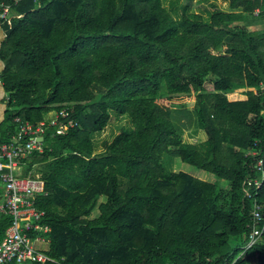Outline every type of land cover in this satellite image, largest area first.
Instances as JSON below:
<instances>
[{"label":"trees","instance_id":"trees-1","mask_svg":"<svg viewBox=\"0 0 264 264\" xmlns=\"http://www.w3.org/2000/svg\"><path fill=\"white\" fill-rule=\"evenodd\" d=\"M0 1L15 14L0 46L1 139L16 116L67 108L61 120L76 122L48 128L43 151L24 160L48 191L35 202L51 228L47 252L67 264H246L243 181L255 172L245 150L258 141L264 153V27L250 26L264 21V0L207 15L184 0L181 17L163 0ZM112 110L132 129L95 152ZM198 128L202 140L190 134ZM164 155L227 184L170 171ZM10 222L0 213V241ZM249 252L264 264V243Z\"/></svg>","mask_w":264,"mask_h":264},{"label":"built area","instance_id":"built-area-1","mask_svg":"<svg viewBox=\"0 0 264 264\" xmlns=\"http://www.w3.org/2000/svg\"><path fill=\"white\" fill-rule=\"evenodd\" d=\"M261 12L262 8H256V15ZM14 16L11 4L0 1V27L5 29L6 25H11ZM262 86L264 89V83ZM261 112L264 113V101ZM68 116L67 108L50 110L44 119L37 122L16 116L15 130L6 140L0 137V213L11 216L0 241V264H67L47 252L50 243L47 233L51 228L41 222L45 211L38 209L35 202L39 194H47L48 191L41 173L35 170V164L26 170L24 160L34 151H43L48 128L56 126L59 132H65L76 123L72 118L61 120ZM245 156L251 159V171L255 175H248L243 181L245 196L251 199L252 218L248 240L240 257L252 246L264 243V203L257 197L264 185V153L258 141L245 150ZM253 185L254 192L251 189ZM39 243H47L48 247L40 248L37 246Z\"/></svg>","mask_w":264,"mask_h":264},{"label":"rangeland","instance_id":"rangeland-1","mask_svg":"<svg viewBox=\"0 0 264 264\" xmlns=\"http://www.w3.org/2000/svg\"><path fill=\"white\" fill-rule=\"evenodd\" d=\"M165 6H167L170 11L176 16L181 17L183 11H184V0H163ZM214 6L224 7L223 0H195L193 4L190 6V10H196V11H202L206 15L209 14L211 11L214 10ZM264 25V21H256L253 22V24L250 27H262ZM207 85L210 86V82H207ZM112 118L111 122L108 123L107 126L102 130L103 134L99 137L94 136L93 134V141L95 143V152H100L103 150V142L105 140L111 141L115 135L119 133L121 130H127L130 131L132 128V122L128 119V117L124 114H121L120 112L112 111L111 113ZM190 134L196 136L199 140H202L205 135L203 130L196 129L194 131H190ZM163 163L166 166V168L170 171L175 170H184L187 171L195 176H200V178H205L206 180L211 181H218L221 184H227L225 180H221L218 177H216L214 174L203 170L198 169L189 163H186L182 161L179 157H170L167 155H164L163 157ZM206 174V177L203 175ZM103 199V197H102ZM40 248H46L48 247L47 243H39L37 244ZM243 252V249L240 250L239 255ZM242 258L246 259V264H257V256L256 254H253L249 252L248 254L242 255ZM16 264H25V263H16Z\"/></svg>","mask_w":264,"mask_h":264},{"label":"crops","instance_id":"crops-1","mask_svg":"<svg viewBox=\"0 0 264 264\" xmlns=\"http://www.w3.org/2000/svg\"><path fill=\"white\" fill-rule=\"evenodd\" d=\"M223 5H224V7H219V6L218 7L220 9L224 10V11L231 10L230 0H223ZM262 27H264V25ZM5 34H6L5 29L3 27H0V46H1V44H2V42L4 40V38H5ZM3 67H4V63L0 59V78H1V71H2ZM7 101H8V99H7V92L5 91L4 83L0 79V128H1V123L3 122V120L5 118V112H6V108H7ZM112 111H114V110H112ZM112 111H111V113H112ZM128 119L131 121V119L129 117H128ZM132 126H133V124H132ZM203 176L206 177V174L203 175ZM203 179H205V178H203Z\"/></svg>","mask_w":264,"mask_h":264},{"label":"water","instance_id":"water-1","mask_svg":"<svg viewBox=\"0 0 264 264\" xmlns=\"http://www.w3.org/2000/svg\"><path fill=\"white\" fill-rule=\"evenodd\" d=\"M40 139H41V140H43V139H44V136H43V135H41V136H40Z\"/></svg>","mask_w":264,"mask_h":264},{"label":"bare ground","instance_id":"bare-ground-1","mask_svg":"<svg viewBox=\"0 0 264 264\" xmlns=\"http://www.w3.org/2000/svg\"><path fill=\"white\" fill-rule=\"evenodd\" d=\"M1 79V78H0ZM2 80V79H1ZM3 82V81H2Z\"/></svg>","mask_w":264,"mask_h":264}]
</instances>
